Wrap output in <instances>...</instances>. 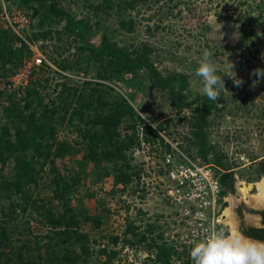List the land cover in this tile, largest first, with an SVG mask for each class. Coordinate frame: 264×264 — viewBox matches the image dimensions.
<instances>
[{"label": "rangeland", "instance_id": "obj_1", "mask_svg": "<svg viewBox=\"0 0 264 264\" xmlns=\"http://www.w3.org/2000/svg\"><path fill=\"white\" fill-rule=\"evenodd\" d=\"M56 1L71 9L78 20L90 23L92 31L89 44L99 46L104 36L119 46L151 44L155 48L153 60L160 72L165 76L185 74L188 77L185 92L188 101L205 95L202 92V80L195 75L205 52L211 54L219 76L233 84L229 77L232 75L230 61L235 65L236 75L244 80L242 90L257 94H253V100L222 101L218 97V106L223 109L211 115L206 130L208 141L202 151L200 137L191 133L192 109L178 111L165 93L151 90L146 71L140 74L115 73L116 66L110 58L103 56L96 59L89 52L81 51L78 38L70 37L65 32L66 21L53 14L46 16L48 4H34L32 10L39 9L38 18L34 20L35 25L39 22L38 33L27 44L29 51L24 60L18 65L9 64L7 77L1 82L11 80L17 72L27 71L31 76L30 85L38 94H25L24 98H18L15 94L13 97L6 95L4 100H1L0 95V138L7 127L10 129L9 137L14 140L15 126L33 112L44 121L52 117L58 140L68 141L74 147L72 155L56 159L57 172L71 184L76 179L79 181L74 184L70 195L57 198L53 184L56 174L51 169L52 165L47 164L40 169L39 164L41 171L37 182L29 188V204L26 205L23 199L15 196V200L24 204L26 211L17 209L12 217H5L3 211L10 214L12 200L3 202L0 197V221L13 232L16 246L27 242L35 250L26 254V260L31 259L33 263L40 264L47 258L49 240L45 235L51 234L53 230L44 225L46 217L43 213L50 208L55 213H61L67 202L76 212L80 232L90 238V254L85 255L80 264H103L106 261L110 264H151L147 261L145 245H115L111 241L117 236L124 238L129 224L133 223L140 231H144L149 224L161 222L167 212H171L166 200L160 198L157 186L154 190L141 183L142 175L155 171L163 173L162 162L168 155L175 158L176 163L189 158L194 162L212 163L225 173H232L234 187H228L226 196L228 208L234 213L237 233L240 234L238 227L242 217L253 225L259 223L260 212L264 210V203L258 200L256 186L264 179V90H261L264 80L250 87L252 80L249 74L253 70L250 64L258 61L252 57L249 59L247 54L241 55V49L237 50L242 27L237 21L235 5L230 0H198L195 14L182 9L181 15H175L180 8H184L186 0H179L183 4L177 9L173 8L172 3L166 5V0H162L157 4L139 6L135 10L127 8L126 0ZM130 20L134 22L133 28H130ZM156 26L160 28L155 31ZM148 27L151 31H148ZM2 28L0 22V34L3 33ZM43 33L47 36H42ZM258 44L263 48L264 39L258 40ZM38 59L41 61L38 62ZM241 63H244L243 67ZM237 90L242 93L240 88ZM98 91L106 102L102 112L122 99L127 100L136 114L154 130H166L164 139L172 145L168 151L159 143L150 144L146 141L128 150L127 162L132 167L128 171L131 174L137 172L128 187L115 181L114 168L122 164L121 161L112 158L92 161L85 151L86 144L81 134L92 128L91 120L98 103H94L90 109L85 108L84 120L76 112L84 105L81 98L87 102L96 100ZM54 109L56 114L50 112ZM132 125L131 117L123 119L119 126L122 138L134 132ZM137 128L139 136L145 132L142 123L138 122ZM14 168V158H10L6 165L0 164V183L3 179L15 178ZM244 185H251L248 195L242 191ZM151 210L153 216L149 215ZM237 210L241 211L242 216L237 214ZM152 237L158 239L156 228ZM39 246H44L41 248L43 259L37 251ZM68 247V244H61L55 249L62 254ZM72 247L78 249V246ZM104 248L117 254L112 257L101 254L100 250Z\"/></svg>", "mask_w": 264, "mask_h": 264}, {"label": "trees", "instance_id": "obj_2", "mask_svg": "<svg viewBox=\"0 0 264 264\" xmlns=\"http://www.w3.org/2000/svg\"><path fill=\"white\" fill-rule=\"evenodd\" d=\"M162 0H126V6L128 9L135 10L139 6L147 4H157ZM232 5L237 10V21L241 25V39L237 50H242L241 55L247 54L250 59L257 60L258 63H251L250 67L264 68V47L261 48L258 44V40L264 39V0H230ZM48 4L45 8L46 16L53 14L60 20H65L67 25L65 32L70 37L78 38L81 43V51H87L92 57L99 59L106 56L110 58L111 62L115 64V73H127V74H140L142 71H146L148 74V81L150 83L151 90L158 91L162 94H166L171 101V104L178 110L192 109L193 118L190 121L191 133L196 137H200V146L202 151L204 150L208 136L206 130L209 128L210 117L215 111H220L223 108L218 106L217 101H211L206 95L198 96L192 101H188L186 90L188 87V77L185 74H170L165 76L157 68L154 60L153 53L155 48L149 43H142L138 46L127 45L119 46L117 43L112 42L107 36H104L99 46L89 44V37L91 35L92 26L87 20H78L77 16L71 9L65 8L59 4L56 0H0V13L3 12V6H7L10 12L13 11V7L22 8L28 13V16L33 22L38 18L39 9L32 7L34 4ZM172 3L174 9H177L181 4L179 0H166V5ZM198 0H186L184 8H180L177 14L181 15L182 9H187L193 14L198 10ZM130 28H133L134 22L130 20ZM39 22L31 25V31L27 34V39L32 41V36L37 35ZM3 28L0 34V83L7 77L9 64L21 63L24 60L26 52L29 51V46L22 40L17 34L10 28ZM160 26L155 27V31L159 30ZM151 28L148 27V31ZM68 35V36H69ZM42 36L46 37L47 34L43 33ZM20 44L19 46H16ZM244 65L241 63L240 66ZM243 67V66H242ZM221 74V73H220ZM225 89L221 90L220 100H253L256 92L249 90L248 92L242 90L238 92L237 88L233 84H230L224 77ZM251 80L256 77H250ZM260 83H262L260 81ZM31 84V82H30ZM24 91L27 96L38 94V91L30 85ZM264 85V83H262ZM264 90V87L261 90ZM96 100L87 102L84 98L82 103L84 105L77 110L76 115L80 119L84 120L85 108H92L94 103H98L95 108V116L91 120L92 128L86 130L81 137L86 144L85 151L87 156L92 161H97L102 158L114 159L121 161L118 167L114 168V177L116 184H122L128 187L132 184L133 176L135 173H129V169H132L131 165L127 162V151L134 146L141 145V137L137 134V123H142L145 130V140L150 144L159 143L164 146L168 151L172 149V145L168 143L163 137L154 134V128L141 118L134 107L127 101L122 99L121 102H116L110 106L108 110H104V99L99 95ZM229 93V94H228ZM254 94V95H253ZM1 100L5 99V96L13 97L14 93L4 94L0 90ZM83 95V94H82ZM81 95V96H82ZM240 97V99H239ZM11 102V100H9ZM19 101V100H18ZM202 101V102H201ZM30 105V101L28 102ZM194 106V108H192ZM100 111V112H99ZM52 114H56V110L50 111ZM51 117V116H50ZM125 117H131L133 125L131 129L134 131L132 134L122 138L119 132V126L123 122ZM52 118V117H51ZM49 120L44 121L37 116L35 112L25 117L22 122L15 126V139L12 140L10 135V129L4 128V133L0 138V164L6 165L10 158L15 160L14 179H3L0 183V197L3 202L11 201L9 210L10 214H6L3 211V215L7 218L12 217V214L21 209L26 211L24 204L15 200L16 197H20L28 205L31 201V195L29 194V188L36 184L38 179L39 170L43 169L47 164H51V169L55 173V179L53 184L55 185V193L57 198H65L70 195L74 184L79 181L76 179L71 184L66 178L60 176L56 168V159L62 158L74 153V147L68 141H60L57 138V130L53 126L54 124ZM135 120H134V119ZM65 119V117H63ZM73 117L71 116L70 120ZM206 159V157L204 156ZM42 161V162H41ZM221 181L224 185L225 193L228 192V187L233 189L234 178L232 173H224L221 176ZM3 202L1 205L3 206ZM67 203V202H66ZM65 203V210L61 213H55L52 208L43 213L46 217L44 225L49 229H52L51 234H46L45 238L49 240L48 244V256L40 264H80L85 255L90 253V238L87 234L80 232V225L76 219V212L70 208L69 204ZM5 209V208H2ZM1 219V216H0ZM156 226L149 224L147 229L140 231L138 226L129 224L124 232V238L113 237L112 244L118 245H145V250L148 253L147 261L151 264H170L172 259L173 250L167 248L164 245L158 244L157 240L152 237V233L155 231ZM39 237V240L41 239ZM130 236L132 238H130ZM259 240H264V237L260 235H253ZM56 239V240H55ZM68 248L65 253L59 254L56 247L60 245ZM78 246L77 250L74 247ZM44 247V246H42ZM41 246L37 248L41 259ZM72 248V249H71ZM35 250L27 242H23L21 246H16V242L13 238V232H11L5 223L0 221V264H35L31 259L26 260V254L33 253ZM51 251V252H50ZM101 254L108 255V257L115 256L117 252H109L107 248L100 250ZM103 264H110L109 261Z\"/></svg>", "mask_w": 264, "mask_h": 264}, {"label": "built area", "instance_id": "obj_3", "mask_svg": "<svg viewBox=\"0 0 264 264\" xmlns=\"http://www.w3.org/2000/svg\"><path fill=\"white\" fill-rule=\"evenodd\" d=\"M0 22L30 44L27 34L35 22L25 10L14 6L10 12L4 4ZM28 73L17 72L11 80L0 83V90L4 94L14 93L18 98H24V91L31 82ZM153 131L155 135L166 137V130L155 128ZM145 136L142 132L141 145L146 143ZM162 167V174L155 171L141 176V183L146 188H159L160 198L166 200L171 208L161 222H153L158 233L157 242L172 248L174 253L170 264H194L190 251L196 243L204 241L213 231L234 234L225 214L228 202L221 181L225 171L212 163L194 162L189 158L176 163L171 155L165 157ZM149 215H154L152 210Z\"/></svg>", "mask_w": 264, "mask_h": 264}, {"label": "clouds", "instance_id": "obj_4", "mask_svg": "<svg viewBox=\"0 0 264 264\" xmlns=\"http://www.w3.org/2000/svg\"><path fill=\"white\" fill-rule=\"evenodd\" d=\"M228 62L232 73L229 77L234 87H242L244 80L236 75L235 65ZM217 72L211 54L205 52L195 75L202 80L203 94L214 102L221 96V90L225 89L224 80ZM249 75L256 77L250 84V87H255L264 80V68H255ZM190 257L194 264H264V240L251 239L238 233L228 234L223 230L213 231L204 241L196 243L191 248Z\"/></svg>", "mask_w": 264, "mask_h": 264}, {"label": "flooded vegetation", "instance_id": "obj_5", "mask_svg": "<svg viewBox=\"0 0 264 264\" xmlns=\"http://www.w3.org/2000/svg\"><path fill=\"white\" fill-rule=\"evenodd\" d=\"M237 214L239 216L241 214L240 210H237ZM240 225H239V229L238 232L240 234H243L244 236H247L251 239H255V240H259L256 237H253V235H260L261 237H264V210L260 212V216H259V223H257L256 225L251 224L249 221L245 220V218L242 217V219H240Z\"/></svg>", "mask_w": 264, "mask_h": 264}, {"label": "bare ground", "instance_id": "obj_6", "mask_svg": "<svg viewBox=\"0 0 264 264\" xmlns=\"http://www.w3.org/2000/svg\"><path fill=\"white\" fill-rule=\"evenodd\" d=\"M257 188L259 193L258 195V200L261 203H264V179L260 182L257 183ZM242 191L244 193V195H248L249 191H251V185H244V187L242 188ZM225 214L227 216V223L230 224L231 228H232V232L234 234H237L236 228H235V223H234V213L232 211L231 208L226 209Z\"/></svg>", "mask_w": 264, "mask_h": 264}]
</instances>
